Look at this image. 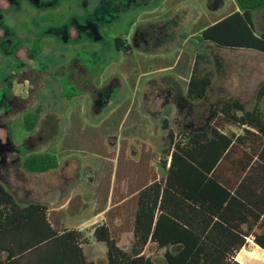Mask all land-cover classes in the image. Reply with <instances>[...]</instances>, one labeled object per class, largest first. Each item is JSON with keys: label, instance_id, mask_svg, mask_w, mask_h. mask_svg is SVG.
Instances as JSON below:
<instances>
[{"label": "rangeland", "instance_id": "rangeland-1", "mask_svg": "<svg viewBox=\"0 0 264 264\" xmlns=\"http://www.w3.org/2000/svg\"><path fill=\"white\" fill-rule=\"evenodd\" d=\"M139 1L0 0V183H5L21 205L44 196L40 193L42 183L78 184L74 189L77 195L65 196L62 189L60 197L67 198L69 205L76 206L79 213L68 218L61 214L58 219L55 211L48 213L59 228L72 227L84 232L87 241L82 248L93 264H106L105 244L91 235L97 223L107 224L119 247L130 249L135 203L129 192L154 177H163L159 159L165 156L168 131L177 133L182 129L204 128L211 108L231 98L237 97L251 108L255 93L246 83L247 73L256 68L259 73L256 83L264 80V54L261 52L217 47L202 49L198 41L204 19L218 15L222 18L238 9L235 0H183L181 5H176V0ZM206 2L211 8V4L220 7L209 12ZM162 3L163 9L169 10L167 16H176V7L181 9L180 13L188 6L191 10L185 14L191 17L189 22L180 28V32L189 34L184 35L188 42L177 59L176 50L182 47L175 45L176 41L171 42L173 47L154 56L137 46L139 35L133 36L146 20L148 11ZM159 13L165 14L164 11ZM254 25L258 32L264 31V8L255 14ZM115 38L129 42L131 49L124 51L119 45L120 50H117ZM201 52L206 53L208 60L200 61L199 67L212 72V83L205 98L186 99L182 92L185 83L182 76L173 84L170 103L152 107L150 115L141 108L143 115L132 129L124 123L125 119L124 124L121 123V109L112 115L108 108L95 105L100 101L97 99L102 94L100 90L105 88L102 72L107 63L112 65L109 73L117 74L126 87L138 78L135 94L144 101L154 93V90L149 91L150 82L167 79L170 83L177 72H186L185 77L190 75L195 55ZM85 68L99 91L94 92L87 86L83 76ZM154 68L160 71L137 77L141 70ZM117 94L118 90L113 94V102ZM93 104L95 113L92 112ZM35 109H40L39 121L28 131L24 116ZM106 128L114 132L115 137L129 129L130 133L124 138V150L140 160V164L132 158L134 166L125 162V172L118 171L121 143L117 144L115 137L107 139ZM44 151H56L62 157H69L66 156L55 170L31 172L23 168L25 156ZM108 151L114 158L107 164L103 157ZM68 171L70 174L64 177ZM125 178L132 183H122ZM141 181L143 183H139ZM46 203L51 207L48 201ZM102 209L103 216L95 217V211ZM144 254L156 264H165L163 249L153 243L146 245ZM4 257L5 253L0 251V259Z\"/></svg>", "mask_w": 264, "mask_h": 264}, {"label": "trees", "instance_id": "trees-1", "mask_svg": "<svg viewBox=\"0 0 264 264\" xmlns=\"http://www.w3.org/2000/svg\"><path fill=\"white\" fill-rule=\"evenodd\" d=\"M235 3L237 10L200 31L199 43L264 53V31L256 33L253 22L264 0ZM114 41L117 50L119 45L131 49L120 38ZM207 58L205 52L195 55L186 93L191 100L204 98L211 86L212 72L199 67ZM255 100L249 109L231 98L211 108L204 128L168 131L159 161L165 176L133 191L130 249L119 247L107 224L92 227V237L106 246V264H156L144 254L148 243L163 249L165 264H241L235 256L250 234L264 250V83ZM39 112L24 116L28 131ZM57 164L51 151L23 159V168L31 172ZM86 241L82 230L59 228L51 221L47 206L21 205L0 183V251L5 253L0 264H93L82 248Z\"/></svg>", "mask_w": 264, "mask_h": 264}, {"label": "crops", "instance_id": "crops-1", "mask_svg": "<svg viewBox=\"0 0 264 264\" xmlns=\"http://www.w3.org/2000/svg\"><path fill=\"white\" fill-rule=\"evenodd\" d=\"M140 1H144V0H140ZM153 1L154 0H150L151 3ZM166 1L167 0H163V2H166ZM180 2L183 3V0H176V5H181ZM206 4L208 6L207 10L209 12L220 7L219 5L214 7V4L213 5L211 4V6H213L211 8L207 2H206ZM160 5H162V6H159V5H157L156 7L154 6L153 9L148 11L149 15H147V17L145 18L146 20L142 23L141 27L138 28V31L135 32V34H133V36L139 35L138 39L140 41L138 42L139 44H137V46L139 48H141L142 50H146V51L153 53L154 56H156L159 52H162L165 49H169V48L173 47V45H171V42L176 41L175 45H177L178 47H182L181 49L177 48V50H176V54H177L176 59H177V57H181L182 54L184 53V51H183V50H185L184 46L187 45V42H188L187 41L188 39L186 37L189 34H187L185 32H180V28L184 24H186V22H189L191 17L187 16L185 14H186V12L191 11V10L189 9V6H188L182 10V13H180L181 9H178V7H176V12L178 14L176 16L175 15L167 16L166 14L168 13L169 10L163 9L164 8L163 3ZM235 10H237V9H235ZM258 10H260V9H258ZM258 10H256L253 13V22H254V16H255V14H257ZM261 10H263V8H261ZM160 11H164L165 14H160L159 13ZM152 14H156V15H152ZM219 16L220 15L212 16V17H209L207 19H204V21H203L204 24L202 27L204 28L205 26L210 25V24L214 23L215 21L219 20L220 19ZM201 30H199V32ZM260 32H263V31H260ZM260 32H258L256 30V33H260ZM190 34L196 35L197 33H190ZM184 35L186 37H184ZM127 43L129 44V42H127ZM129 45H130V47H132L131 44H129ZM205 47H209L210 49L214 48L211 44H206V46H204V47L202 44L201 48L205 49ZM244 50H250V49H244ZM261 54H264V53H261ZM111 66L112 65L110 63H107L103 69V72H102L103 73L102 76H104V78L106 80L105 85H104L105 88L103 87L101 90H100V88H96L99 86L94 83L95 80L88 78L89 77L88 76V69H86V68L84 69V74H83V76L85 77L84 81L87 82L86 84L90 89L95 90L94 92H97L100 90L102 93L97 98V99H100V101L96 102L95 105H97V107L108 108L109 112L111 111L112 115L117 110L121 109V114H122V120H121L122 122L121 123H123V121L125 119L124 123H127V126L129 129L134 128L135 125L139 122L140 116L143 115L141 112V108L145 109V112H147V114L150 115V114H153V112L150 111V109L152 107L156 108L158 105L164 106L166 104H169L172 97H173V84L178 83L179 78H183L182 76H184L183 79H185L184 89L182 90V92H183L184 96L186 97V99L191 100L186 96L188 80H189V76H190V75H188V76H186L187 77L186 78L185 77L186 72H185V74H183V72H177L176 75H174L175 79L171 80L170 83L167 79H165L164 81L154 80V81L150 82L151 84L149 83V86H151V89H149V91L154 90L155 94L154 93L151 94L152 96L150 95L151 96L150 99L141 101V99L139 98L140 95L138 96L137 94H135V93H137V89H138V86H137L138 78H136L135 82L129 83V86L126 87L123 80L119 79L117 74H115L113 72L109 73ZM158 71H160V70H158L156 68H154L153 70H146V69L141 70L140 74L137 73V77H139V75L140 76H148V75L150 76V74L157 73ZM258 75H259V73L256 70V68L255 69L252 68L250 70V72L247 73L248 80L246 83L251 85V87H252L251 91H253L255 93V96H256V91L259 88V86L262 83H264V80H262L259 84L256 83ZM150 80L151 79H149L148 82ZM209 88H208V90H209ZM117 90H118V94H117V98H116L117 100L113 102L112 101L113 94ZM159 91L161 92L160 95H158ZM235 98H237V97H235ZM126 102H128V104H127V106L124 107ZM255 102H256V100L254 101L253 106L255 105ZM216 105H218V104H216ZM216 105H214V106H216ZM91 107H92V112L95 113L96 112V110H95L96 106H94V104H93ZM124 108H126V109H124ZM107 114L109 115L108 112H107ZM105 116L106 115H104V117ZM38 121H39V119H38ZM129 129H126L127 131L121 132L120 134L116 135V137L114 136V132H110V130H108L107 128L105 129V133L106 134L108 133L107 134L108 136H106L107 139H109L111 137H113V138L115 137L116 141H118L117 144L121 143L120 148H119V157H118L117 164H118V167H120V170H118V171L122 172V173L125 172V165H126L125 162H130L129 165L136 164L135 161H131L133 157H131L130 155H127V152L124 150L125 149V147H124V140L125 139L124 138H126L125 137L126 134L128 135V133H130L128 131ZM109 132H110V134H109ZM101 138L104 139L105 136L101 135ZM131 139L135 140L134 137H132ZM44 152H46V151H44ZM51 152H54L57 154L58 164L55 168H52L49 170H55L57 168H60L62 162L64 160H66L67 157H69L67 155H66L67 157L66 156L62 157L59 154V152H56V151H51ZM37 153H40V152H37ZM109 155H110L109 151L104 154L103 159L106 161V163L107 162L109 163L110 160H112L114 158L113 156H109ZM125 156H130V157L129 158L127 157V159H125ZM133 159H135V158H133ZM135 160L137 161V163L140 164V160H138V159H135ZM159 161H160V159H159ZM168 165H169V158L167 159V162H166V168L168 167ZM162 169L164 171V174H163V177H164L165 173H166V169L163 167H162ZM49 170H47V171H49ZM44 172H46V171H44ZM69 174L70 173L68 171L67 175H64V177L68 176ZM163 177L159 178V179L154 177L151 181L146 182V183L144 182L145 184H141L138 187H135L131 192H129V195L131 197H134V195L137 193V191L136 192H133V191H135L136 189H139L140 187H142L144 185L150 184L154 180H156V181L162 180ZM126 179L127 178L122 179V183H132V181H129L128 179H127L128 180L127 181ZM139 183H143V182L141 181ZM1 184H3V183H1ZM90 184L92 186L93 183H90ZM4 186L7 188L6 185H4ZM77 186H78V184H77ZM77 186H75L74 183H47L46 185L42 183V185H41L42 188H41L40 193L44 194V196H39L40 200L30 202V203H39V204H43V205L47 206L46 201H48L51 204V207L48 208V212H49V210L55 211L57 219L59 217H61V214L65 215V217L68 218L69 215H72L74 213H76V214L79 213V210L76 208V206L72 207V205H69L70 202L67 200V198L65 200H62V197H60L61 191H62V189L64 190L65 196H67V195H69V196L73 195L74 196V194L77 195L76 191L74 190ZM131 200L134 201V203H135V198H132ZM23 205H26V203H24ZM103 212H104L103 209L98 210L97 212L95 211V217L101 218L103 216ZM60 220H62V218H60ZM97 224H100V223H97ZM245 227H246V224H243L241 226V228H245ZM66 228H72V227H66ZM74 229H78V228H74ZM79 230H81V229H79ZM91 235H92V230H91ZM235 259L238 262H240L241 264H264V250L261 249L258 245H256L254 243L253 236L250 234L249 236L245 237V244L237 252Z\"/></svg>", "mask_w": 264, "mask_h": 264}]
</instances>
